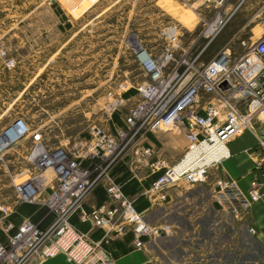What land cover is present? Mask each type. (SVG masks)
<instances>
[{
	"label": "built area",
	"instance_id": "2783aa9c",
	"mask_svg": "<svg viewBox=\"0 0 264 264\" xmlns=\"http://www.w3.org/2000/svg\"><path fill=\"white\" fill-rule=\"evenodd\" d=\"M207 1L216 12L212 21H205L206 40L194 52V40L186 46L180 42L182 33L176 23L160 29L167 40L161 57L145 47L136 51L135 60L145 79L136 84L138 99L122 125L108 131L93 124L87 136L67 137L65 144L55 146L46 143L41 128L33 127L24 116L0 125L1 160L13 144L29 139L23 163L13 174L14 198L0 201V224L7 235L6 241H0V264H35L59 253L75 264H114L99 242L70 222L71 213L78 209L83 218L109 232L121 233L130 227L138 247L146 245L145 239L171 236L176 226L166 220L148 221L115 180L112 168L127 156L137 166L164 165L147 189L164 200L171 185L205 181L210 169L230 155L231 138L254 128L255 123L264 126V32L256 37L250 34L248 43L240 40L245 51L239 55L225 45L202 61L200 56L235 11L228 0ZM6 63L14 65L15 60L8 58ZM123 102L125 98L112 96L106 106L110 109ZM158 129L185 135L186 146L172 162L152 157L150 133ZM255 150L256 163L264 167V138ZM101 182L106 184L107 199L86 212L83 203ZM259 187L254 179L243 191L234 180L219 177L213 194L223 209L244 217L260 197ZM21 202L46 205L50 222L43 226L26 216L12 220L10 212Z\"/></svg>",
	"mask_w": 264,
	"mask_h": 264
},
{
	"label": "rangeland",
	"instance_id": "374dc122",
	"mask_svg": "<svg viewBox=\"0 0 264 264\" xmlns=\"http://www.w3.org/2000/svg\"><path fill=\"white\" fill-rule=\"evenodd\" d=\"M227 2L235 11L200 56L202 61L209 60L225 45L239 55L245 51L240 40L248 43L250 34L254 32L256 37L264 32V0ZM207 4V0H0V50H5L4 54L0 51V64L5 57V123L24 116L33 127L41 128L44 140L53 146L65 144L67 137L74 140L87 136L93 124L108 131L122 125L130 106L138 99L135 86L145 79L135 60L136 51L145 47L152 55L161 57L167 40L160 29L176 23L182 33L180 42L186 46L194 40L191 44L194 52L206 40L205 21H212L216 12L214 6ZM8 58L14 59L15 64H7ZM112 96H121L125 102L109 109L106 103ZM165 133L160 129L154 132L160 134L162 141H170L160 149L154 145L152 157L171 162L181 154L184 135L177 133L172 138ZM155 135L150 133L151 138ZM28 142L24 138L10 149L23 148ZM9 158L6 153L5 201L14 198L13 174L24 159L15 155ZM163 168L164 165L155 164L154 175ZM50 172L49 169L47 173ZM220 216L224 223H232L227 215ZM160 218L170 221L169 216ZM199 220L198 235L207 238L208 219L202 216ZM223 232L216 238L219 243L227 239ZM250 245L241 253V261L251 264L253 259H259L264 264V246ZM203 251L200 241L194 240L184 253L176 249L174 255L197 264L207 257ZM215 251L223 256L229 254L228 257L234 254L220 253L217 248Z\"/></svg>",
	"mask_w": 264,
	"mask_h": 264
},
{
	"label": "crops",
	"instance_id": "0c3cea01",
	"mask_svg": "<svg viewBox=\"0 0 264 264\" xmlns=\"http://www.w3.org/2000/svg\"><path fill=\"white\" fill-rule=\"evenodd\" d=\"M4 88L5 63L3 62L0 64V125L5 123ZM161 131H166L165 135L169 133L172 138L173 134L183 133L169 130ZM151 133L152 136L155 135L154 132ZM160 138V134L152 138L153 144L158 149L170 141V139L162 141ZM261 138H264V126L260 123H255L254 128L246 129L241 134L231 138L228 141L230 155L210 169L205 181L189 184L178 182L171 185L166 190L164 200H160L147 191L152 180L157 176L154 175L153 167L133 165L124 159L112 168L111 174L115 180L122 185L125 193L135 200L136 205L145 218H148V221L156 223L165 220H162L163 217L160 218V216H169L170 222L176 226V232L171 236L160 237L155 240L145 239L146 245L138 247L135 243V234L130 227L121 233L109 232L106 228L97 226L90 218H83L79 209L71 213L70 222L93 240L99 242L112 255L114 264H191L189 261L183 260L185 258L179 260L178 257H175L174 251L178 249L184 253L188 246H192L194 240L200 241L204 250L201 253L205 252V256H207L205 259L202 258L203 261H197V264H245L248 261H241L240 255L251 246V243L257 247L264 246V167L256 163L255 150V145ZM182 140V148L180 143L177 145L183 150L187 143L185 135ZM28 144L24 145L23 148L14 147L10 149L11 146L7 150V158L10 159V155L24 157ZM4 158L3 160L0 159V201L5 200L3 194L6 168ZM219 177L234 180L243 191L249 188L252 180L257 179L259 181L260 197L252 202L244 217L226 211L214 198L213 189L215 181ZM107 196L106 184L101 182L83 203L82 209L89 212L93 205L106 200ZM217 213L227 215L231 218L232 223H224L220 215L213 218L212 216L217 215ZM9 216L16 222L21 217H30L43 226H46L51 220V214L46 205L29 202H21L16 205ZM202 216L206 218V221L208 219L209 235L207 238H201L198 235L201 228L198 218ZM225 228H228V232L225 231ZM220 232L224 233V237L228 236L225 241L219 243L216 238ZM239 233L243 235H239ZM6 240V232L0 224V241ZM187 243L190 244L187 246ZM216 248L220 249V253L233 251L234 254L230 257L228 254L226 257L217 253ZM214 252L218 255H213ZM202 256L203 254H201ZM258 261L259 259H253L251 264H260ZM35 264L75 263L68 259L66 254L59 253L39 260Z\"/></svg>",
	"mask_w": 264,
	"mask_h": 264
}]
</instances>
